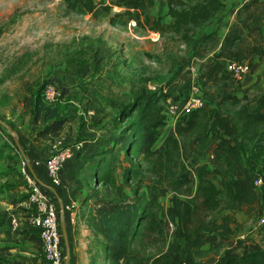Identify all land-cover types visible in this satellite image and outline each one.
<instances>
[{"label":"rangeland","instance_id":"1","mask_svg":"<svg viewBox=\"0 0 264 264\" xmlns=\"http://www.w3.org/2000/svg\"><path fill=\"white\" fill-rule=\"evenodd\" d=\"M166 1H152L150 21L146 22L141 11L138 14L131 7L116 6L113 0H94L92 12L78 3L74 6L75 0H0V120L12 130L0 124V264H43L40 242L34 241L36 233L29 226V229L24 225L14 227L11 220L18 212H24L20 218L33 212L26 202L27 187L20 171L21 159L24 156L27 159L28 143L39 140L41 145H49L64 136L66 139L58 149L73 144L80 138L76 136L83 117L80 111L86 114L87 109L99 111L103 106L115 110L111 122L119 132L136 117L134 113L121 123L122 119L116 116L121 104L141 92L164 93L166 100H176L194 79L188 70L190 59L197 58L201 72L205 69L213 52L197 46L203 35L214 28L215 16L180 33L159 31L152 19L160 23L170 20L166 16ZM243 31L250 38L260 30L251 35ZM245 80L237 82L228 73L225 78L207 83L201 78L204 105L231 110L233 105L226 96L253 99L260 88H246ZM47 83L58 84L61 97L54 104L44 105L38 96ZM35 106L54 108L57 118L65 120L58 137H37L47 121L46 111L36 113ZM78 114L81 118H77ZM48 145L40 150L49 149ZM202 158L200 165L191 169L195 179L197 170L205 164ZM260 165L252 167L258 171ZM114 174L120 183L124 181L120 167ZM143 178L140 193L144 200L153 196L157 199L156 210L162 217L163 204L170 200L171 193L165 187L155 191L152 178L149 175ZM213 179L219 181L217 176ZM126 184L134 186V182ZM195 184L196 181L193 188ZM129 189L127 186L126 191L130 192ZM235 218L239 238L264 245V225H258V214L249 217L238 213ZM151 237L134 247L142 261L157 254L170 258L176 253L184 256V247L169 230L164 228L162 233L156 232ZM209 247L207 244L204 249L209 251ZM215 258L208 253L202 261L209 264Z\"/></svg>","mask_w":264,"mask_h":264},{"label":"trees","instance_id":"2","mask_svg":"<svg viewBox=\"0 0 264 264\" xmlns=\"http://www.w3.org/2000/svg\"><path fill=\"white\" fill-rule=\"evenodd\" d=\"M75 1L74 6L78 3L88 12L95 8L94 0ZM152 1L113 0L112 4L131 7L138 14L141 11L149 22ZM165 4L170 20L152 21L157 30L174 33L201 26L224 6L223 0H167ZM238 19L237 16L222 40L217 30L202 37L197 49L213 53L199 83L201 78L206 83L225 78L224 60L250 64L254 57L264 54L263 5L254 7L250 21L251 27L263 28L250 38ZM166 97L164 93L141 92L121 104L116 112L121 123L134 113L136 117L120 129L114 142L84 170L86 180L102 184V188L92 187L83 201L90 228L98 238L91 249L93 260L102 257L106 264H206L202 258L212 253L216 259L211 264H264V245L239 238L235 218L238 213L249 217L258 214L259 195L252 178L255 173L264 177V89L253 99L226 96L233 105L231 110L203 106L179 116L175 134L167 137L164 148L158 149L155 143L165 126ZM38 101H42L41 95ZM44 110L47 122L37 137L54 139L65 120L57 118L54 108L35 106L36 113ZM211 142L216 143V160L225 166L224 171L202 164L195 179L193 166L200 165V158ZM255 164H262L261 169L254 170ZM119 167L122 183H117L114 174ZM145 175L152 178L155 191L165 187L171 193L162 217L156 210L157 199L153 196L144 200L140 193ZM216 176L218 183L213 179ZM126 181L134 182V186ZM127 186L130 192L126 191ZM164 228L180 241L184 256L176 253L170 258L157 254L142 261L134 249L136 243L152 238L156 232L162 233ZM36 237L34 241L40 242ZM207 244L209 251L204 249Z\"/></svg>","mask_w":264,"mask_h":264},{"label":"crops","instance_id":"3","mask_svg":"<svg viewBox=\"0 0 264 264\" xmlns=\"http://www.w3.org/2000/svg\"><path fill=\"white\" fill-rule=\"evenodd\" d=\"M251 1L252 0L223 1L224 6L214 15V28L208 30L207 33L212 30H217L222 40L225 37L230 25L237 19L238 15H240L238 22L241 24L242 28L247 31V35H251V33L256 30H261L263 28L262 26L251 27L250 21L254 15V7L257 5H263L264 24V0H256L252 6H247ZM250 65L251 73L246 77L245 86L248 89L259 86L261 93L264 89V54L262 56L254 57L251 60ZM184 76L186 80L189 79L187 73ZM89 110L91 109L85 110L86 114H84L82 110L80 111V115L83 116L82 118L79 116V114L77 116V118H81L79 132L76 134V136L78 135L80 138L74 140V142L80 143L81 149L77 152L75 157L63 163L60 170V185H51L45 165L43 164V160L50 157L51 154L64 143L66 138L64 136L59 137V139H56L57 141L55 140V142L49 145H41L38 140L36 142L28 143L27 146L28 153L26 157L28 161H32V159L42 160L40 165L33 166V177L36 183L40 186L45 194H47L57 203L59 210L63 211V218L67 232V243L69 247L68 264H106V261H104L102 257H98L96 260H93L91 249H93L94 242L98 238L93 234L90 228L87 219L88 211L86 206L83 204L85 195L91 191L92 187L100 188V185L93 184L92 186V182L86 180L85 177H83V173L88 163L97 160L100 153L107 149L114 142L118 130H116L115 126L111 122L112 115L114 114L115 110H110V108L103 106L99 111L92 109L93 113L88 114L87 112ZM174 125L175 123H169L167 126L162 128L160 137L155 143L156 148L162 149L166 146L167 137L175 134ZM70 139L71 137L69 138V141ZM45 145H48L49 149H44L43 152L40 149L43 150V148L46 147ZM216 153V143L213 142L211 146L208 147V150L203 156L202 162L208 164V167H211L212 164H214L220 169L221 172H223L225 166L216 160ZM39 155L41 156L39 157ZM115 179L117 183H120L116 175ZM169 204L170 200H168L166 204H163L164 208H166ZM260 206L261 199L259 197L257 208L259 209ZM23 213L24 212H18V216L11 219L15 221L14 227H21L24 225L28 228L29 226V228L32 229V232H34V229L30 223V216L24 218L19 217V215H24ZM72 214H74V219L71 222L70 216Z\"/></svg>","mask_w":264,"mask_h":264},{"label":"built area","instance_id":"4","mask_svg":"<svg viewBox=\"0 0 264 264\" xmlns=\"http://www.w3.org/2000/svg\"><path fill=\"white\" fill-rule=\"evenodd\" d=\"M188 70L194 79L192 83L189 84L185 94H182L176 100L167 99L164 104L165 126L169 123H175L179 116L186 115L197 108L205 106L199 83L202 70H200V67L197 65V58L192 57L190 59ZM224 71L234 80L241 83L250 75L251 65L248 62H238L236 60L228 59L224 62ZM60 97L61 88L58 84L47 83L41 92L42 103L44 105L54 104L59 101ZM87 113L92 114L93 112L92 110H89ZM80 149L81 144L75 142L56 150L50 157L43 160V164L45 165L52 186L61 184L60 170L63 163L75 157ZM28 162L33 169V166L40 165L42 160L28 161L23 157L20 161V171L27 187L28 195L26 202L33 208V212L30 216V223L34 232L40 239L43 264H64L65 247L60 228L59 206L52 198L45 194L36 183L33 175L28 169ZM252 182L261 199L257 223L259 226H263L264 177L259 173H255ZM70 217L72 222L74 214ZM12 223L15 224V221L12 220Z\"/></svg>","mask_w":264,"mask_h":264},{"label":"water","instance_id":"5","mask_svg":"<svg viewBox=\"0 0 264 264\" xmlns=\"http://www.w3.org/2000/svg\"><path fill=\"white\" fill-rule=\"evenodd\" d=\"M0 123H1V125H4L6 128H8L10 131H12L11 128H9V126H7L1 120H0ZM15 142H16L17 146L20 147L17 139H15ZM24 158H25V156H24ZM28 169H29L30 173L33 175V169H32L29 162H28ZM59 221H60V228H61L62 238H63V242H64V247H65V262H64V264H68V262H69V247H68V243H67V232H66L65 221L63 218V211L62 210L60 211V214H59Z\"/></svg>","mask_w":264,"mask_h":264}]
</instances>
